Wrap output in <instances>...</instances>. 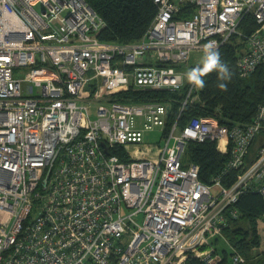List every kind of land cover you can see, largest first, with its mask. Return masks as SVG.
<instances>
[{
  "label": "built area",
  "instance_id": "obj_1",
  "mask_svg": "<svg viewBox=\"0 0 264 264\" xmlns=\"http://www.w3.org/2000/svg\"><path fill=\"white\" fill-rule=\"evenodd\" d=\"M154 1L142 37L114 42L98 37L105 20L85 0H0V264H218L213 239L239 216L240 194L264 197V144L223 184L248 164L264 102L246 124H179L199 98L179 66L209 42L219 50L240 36L239 75L264 68V0ZM140 90L184 96L127 95ZM154 130L160 141H144ZM190 141L229 155L211 183L184 160ZM231 254L224 264L248 261Z\"/></svg>",
  "mask_w": 264,
  "mask_h": 264
},
{
  "label": "trees",
  "instance_id": "obj_2",
  "mask_svg": "<svg viewBox=\"0 0 264 264\" xmlns=\"http://www.w3.org/2000/svg\"><path fill=\"white\" fill-rule=\"evenodd\" d=\"M95 11L100 14L105 25L98 33L100 39L108 41H136L149 28L151 21L157 14V5L154 0H85ZM193 11V10H192ZM246 19L242 24L244 31L250 33L256 24L249 23ZM249 23V24H248ZM236 37L222 45L218 50L221 61L229 70V78L222 80L217 70H212L203 78L204 87L199 88V102L190 104L182 112L179 124L184 125L195 116L214 115L221 123L246 124L256 115L258 106L264 102V68L261 66L251 75L242 77L236 67L237 51L244 43L236 41ZM224 83L226 87L220 88L219 84ZM129 91L132 100L152 99L167 100L169 98H182L184 92L140 90ZM179 104H173V113L170 115L168 126L176 119ZM264 141V132L259 133L251 148L258 141ZM251 150V152H252ZM189 159L200 165V179L206 183H211L212 178L225 167L228 154H222L216 149L215 141L197 143L190 141L187 147ZM109 153L121 154L126 158L122 147H111ZM251 154V153H250ZM250 156V155H249ZM248 156V158H249ZM237 172L228 173L223 184L232 185L236 180ZM239 211V216L232 219L224 229L227 238L236 246L240 253L248 258L251 264H264V249L261 251L262 257L254 262L252 259L257 255L252 253V248L261 247L260 233L257 229V222L264 214V197L255 189H247L240 194L238 201L234 205ZM249 223V227L241 222ZM260 253V254H261ZM199 264L198 261H194Z\"/></svg>",
  "mask_w": 264,
  "mask_h": 264
},
{
  "label": "rangeland",
  "instance_id": "obj_3",
  "mask_svg": "<svg viewBox=\"0 0 264 264\" xmlns=\"http://www.w3.org/2000/svg\"><path fill=\"white\" fill-rule=\"evenodd\" d=\"M240 36H237L236 37V41L238 42H241V38H239ZM239 51L242 50V46L239 47L238 49ZM202 64V58H200V56H196V54H193L192 55V58L190 60V63H184L182 62L180 64V68L183 69L184 71H190L192 70L193 68L197 67V66H201ZM146 100V99H145ZM195 101H193V103H198L199 102V98H196L194 99ZM144 141L148 142V143H156L159 140V130H154V131H148L145 133L144 135ZM264 144V141H258L254 147H253V150L248 158V164L243 167V168H240L238 169L236 172H237V176H236V180L235 181H238L240 177H242L243 175H245L247 169L249 168V166L251 164H253L255 161L258 160V157L260 156V153H261V149L263 148L262 145ZM188 151H187V154L184 158L185 161L187 162H190V159H189V156H188ZM234 181V182H235ZM218 189V187H216ZM241 224L245 225L246 227H249V223H247L246 221L245 222H241ZM250 228V227H249ZM257 229L260 233V240H261V247L258 248V247H255V248H252L251 252L254 253V254H258L256 257H254L252 259V261L254 260L257 261L258 258L262 257L263 256V252L261 253V251H263L264 249V214L263 216H261L259 218V221L257 222ZM213 243L215 244V248L217 250H219L221 253H222V256H223V259L218 263V264H224L225 262L229 261L230 257H231V252L234 250V249H238L236 246H234L232 244V242H230V240L227 238V233H225V231L223 230V233L222 234H218L216 237H214L213 239ZM218 251V252H219ZM261 253V254H260ZM252 262H249L247 261L246 263H243V264H251Z\"/></svg>",
  "mask_w": 264,
  "mask_h": 264
},
{
  "label": "clouds",
  "instance_id": "obj_4",
  "mask_svg": "<svg viewBox=\"0 0 264 264\" xmlns=\"http://www.w3.org/2000/svg\"><path fill=\"white\" fill-rule=\"evenodd\" d=\"M206 54L202 59L201 66H197L187 73V78L190 83L199 88H203L205 81L204 76L212 70H217L218 75L222 80L229 78L228 67L222 63L221 56L218 50L214 49L213 42H209L206 46ZM220 88L226 87L224 83L219 84Z\"/></svg>",
  "mask_w": 264,
  "mask_h": 264
},
{
  "label": "water",
  "instance_id": "obj_5",
  "mask_svg": "<svg viewBox=\"0 0 264 264\" xmlns=\"http://www.w3.org/2000/svg\"><path fill=\"white\" fill-rule=\"evenodd\" d=\"M103 145L105 146V150H107V147H106V145L103 143Z\"/></svg>",
  "mask_w": 264,
  "mask_h": 264
},
{
  "label": "bare ground",
  "instance_id": "obj_6",
  "mask_svg": "<svg viewBox=\"0 0 264 264\" xmlns=\"http://www.w3.org/2000/svg\"><path fill=\"white\" fill-rule=\"evenodd\" d=\"M225 140V139H224ZM224 140L222 142H224Z\"/></svg>",
  "mask_w": 264,
  "mask_h": 264
}]
</instances>
